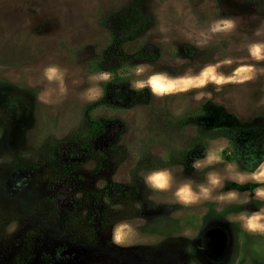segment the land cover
Segmentation results:
<instances>
[{"label": "rangeland", "instance_id": "obj_1", "mask_svg": "<svg viewBox=\"0 0 264 264\" xmlns=\"http://www.w3.org/2000/svg\"><path fill=\"white\" fill-rule=\"evenodd\" d=\"M255 182L264 0H0V264H264Z\"/></svg>", "mask_w": 264, "mask_h": 264}, {"label": "clouds", "instance_id": "obj_2", "mask_svg": "<svg viewBox=\"0 0 264 264\" xmlns=\"http://www.w3.org/2000/svg\"><path fill=\"white\" fill-rule=\"evenodd\" d=\"M56 74V69L55 68H49L47 70V76L49 79H51L54 75ZM147 180L149 182H155L160 186H163L164 184V175L163 174H156V175H150L149 177H147ZM256 227H258L259 225H254Z\"/></svg>", "mask_w": 264, "mask_h": 264}, {"label": "flooded vegetation", "instance_id": "obj_3", "mask_svg": "<svg viewBox=\"0 0 264 264\" xmlns=\"http://www.w3.org/2000/svg\"><path fill=\"white\" fill-rule=\"evenodd\" d=\"M115 104V103H114ZM114 104H111V105H114ZM109 105H110V103H109ZM253 150H251V151H244L243 150V154L242 153H240L239 154V156H238V159L240 160V162L241 161H250V158H251V152H252Z\"/></svg>", "mask_w": 264, "mask_h": 264}, {"label": "trees", "instance_id": "obj_4", "mask_svg": "<svg viewBox=\"0 0 264 264\" xmlns=\"http://www.w3.org/2000/svg\"><path fill=\"white\" fill-rule=\"evenodd\" d=\"M261 184H264V183H257V182H255V183H246V186H248L251 189V188L256 187L258 185H261ZM244 186H245V184H234L230 188H236L237 189V188H242Z\"/></svg>", "mask_w": 264, "mask_h": 264}]
</instances>
